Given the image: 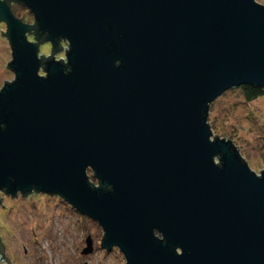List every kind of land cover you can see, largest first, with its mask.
Instances as JSON below:
<instances>
[{
  "label": "water",
  "instance_id": "95a60500",
  "mask_svg": "<svg viewBox=\"0 0 264 264\" xmlns=\"http://www.w3.org/2000/svg\"><path fill=\"white\" fill-rule=\"evenodd\" d=\"M0 21V192L58 195L126 264H264V168L207 122L224 91L264 89L263 3L0 0ZM61 39L66 60L39 55Z\"/></svg>",
  "mask_w": 264,
  "mask_h": 264
},
{
  "label": "rangeland",
  "instance_id": "374dc122",
  "mask_svg": "<svg viewBox=\"0 0 264 264\" xmlns=\"http://www.w3.org/2000/svg\"><path fill=\"white\" fill-rule=\"evenodd\" d=\"M257 1L264 4V0ZM11 5L16 16L32 23L34 16L28 7L17 1ZM1 29L6 30L4 21H0V89L4 80H14V72L6 66L12 59L10 42ZM31 32H27L29 38ZM66 44L64 40L61 51L55 53L57 59L65 56ZM50 48L46 42L39 45L40 53H49ZM39 74L44 75L42 69ZM207 122L211 138L216 134L230 139L249 168L260 173L264 168V94L246 100L240 87L230 88L211 103ZM87 173L96 185L93 172ZM0 197V241L10 264H126L118 247H101L104 231L97 221L58 195L37 192L14 198L0 192ZM87 237L92 251L85 253ZM0 264H9L1 254Z\"/></svg>",
  "mask_w": 264,
  "mask_h": 264
},
{
  "label": "trees",
  "instance_id": "16d2710c",
  "mask_svg": "<svg viewBox=\"0 0 264 264\" xmlns=\"http://www.w3.org/2000/svg\"><path fill=\"white\" fill-rule=\"evenodd\" d=\"M11 3H12V1H10V5H11ZM19 4H21V3H19ZM21 5H23V4H21ZM11 9L13 11L12 5H11ZM32 23H34V19H33ZM30 35H31L30 38L28 37L30 40H36L33 32H31ZM38 53H40V49H38ZM239 87L242 89L244 98L246 100H252V99H255L256 97L264 94V89L262 87H258L256 85L244 84V85H241ZM232 88H234V87H232Z\"/></svg>",
  "mask_w": 264,
  "mask_h": 264
},
{
  "label": "flooded vegetation",
  "instance_id": "af4514ba",
  "mask_svg": "<svg viewBox=\"0 0 264 264\" xmlns=\"http://www.w3.org/2000/svg\"><path fill=\"white\" fill-rule=\"evenodd\" d=\"M65 39H61V43H62V45H63V41H64ZM66 41V40H65ZM47 43V45H49V44H51V42L50 41H42V42H40L39 43V45L41 44V43ZM67 42V41H66ZM51 47H52V45H51ZM68 48V43L66 44V46H65V49H67ZM62 49V48H61ZM61 49H59L57 52H51V48H50V52L49 53H43L45 56H47V57H49L50 55L49 54H53L54 55V57H55V53H57L58 54V52H60L61 51ZM65 49H64V54H65ZM41 54L42 53H39V55L41 56ZM56 58V57H55ZM61 60H66V55L63 57V58H60ZM1 192H3V191H1ZM32 193H37L36 191H32V192H30V193H27L25 196L23 195V194H21L20 192H18L17 193V195L16 196H13L14 198H16V197H18L19 195L20 196H22V197H28L30 194H32ZM41 193V192H40ZM1 204V203H0Z\"/></svg>",
  "mask_w": 264,
  "mask_h": 264
}]
</instances>
